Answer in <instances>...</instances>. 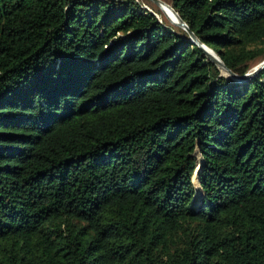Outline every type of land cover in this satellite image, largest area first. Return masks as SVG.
I'll list each match as a JSON object with an SVG mask.
<instances>
[{
    "label": "trees",
    "instance_id": "obj_1",
    "mask_svg": "<svg viewBox=\"0 0 264 264\" xmlns=\"http://www.w3.org/2000/svg\"><path fill=\"white\" fill-rule=\"evenodd\" d=\"M170 4L264 59V0ZM0 264H264V67L139 0H0Z\"/></svg>",
    "mask_w": 264,
    "mask_h": 264
},
{
    "label": "water",
    "instance_id": "obj_2",
    "mask_svg": "<svg viewBox=\"0 0 264 264\" xmlns=\"http://www.w3.org/2000/svg\"><path fill=\"white\" fill-rule=\"evenodd\" d=\"M154 3H156L157 5L163 3L166 5H169L171 7V9L173 10L174 14L177 16V20L176 21H171L173 24H175L176 26H179L181 28H183L184 30H186L189 34V37L192 41H194L196 44H198L204 51V53L206 54V56L208 58H210L213 62H215L216 64H218V66H220L222 68V71H224L226 74H229L230 76H232L235 79L238 80H242L245 78H248L249 76L253 75L254 73H256L257 71H259L261 68L264 67V59L261 60L257 65L254 66V68L252 70H249L248 72H245L244 74H236L234 73L232 70H230L224 63L223 61L220 59V57L217 55V53L213 50V52H210L207 47L203 42H201L196 35L189 29V27L187 26L186 22L178 15L177 11L168 3L162 1V0H152ZM211 49V48H210ZM212 50V49H211ZM200 167H201V161L198 163L194 173H196V177L198 178L199 175V171H200Z\"/></svg>",
    "mask_w": 264,
    "mask_h": 264
},
{
    "label": "rangeland",
    "instance_id": "obj_3",
    "mask_svg": "<svg viewBox=\"0 0 264 264\" xmlns=\"http://www.w3.org/2000/svg\"><path fill=\"white\" fill-rule=\"evenodd\" d=\"M139 1L143 2V6H145L146 8H149V9L153 10L156 13V15H158L160 17L161 20L167 21L168 24H171L172 26H175V27L179 28V26H176L175 24H173L171 22V21H175V17L171 16V15H168L166 13L167 10L170 11V12L172 11L171 13H173V10L171 9V7L169 5H166L164 7H160L159 5L154 3L152 0H139ZM162 1H164V2H166L168 4H170V2H171V0H162ZM223 73H225V72L223 71ZM193 181H194V185H195V188H196V194L194 195L193 202L197 203V202L201 201V198H202V195H203V191L200 188L198 179L196 177V173L193 174Z\"/></svg>",
    "mask_w": 264,
    "mask_h": 264
},
{
    "label": "bare ground",
    "instance_id": "obj_4",
    "mask_svg": "<svg viewBox=\"0 0 264 264\" xmlns=\"http://www.w3.org/2000/svg\"><path fill=\"white\" fill-rule=\"evenodd\" d=\"M159 6L160 7H164V6H166V4H163V3H161V4H159ZM172 12V11H171ZM170 11H166V13L168 14V15H171V16H174L175 17V21L177 20V17L175 16V14H174V12L173 13H171ZM207 49L210 51V52H213V50H211L210 48H208L207 47Z\"/></svg>",
    "mask_w": 264,
    "mask_h": 264
}]
</instances>
